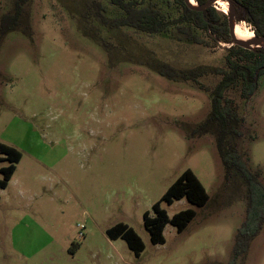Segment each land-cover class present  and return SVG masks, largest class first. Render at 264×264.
<instances>
[{"label":"rangeland","instance_id":"374dc122","mask_svg":"<svg viewBox=\"0 0 264 264\" xmlns=\"http://www.w3.org/2000/svg\"><path fill=\"white\" fill-rule=\"evenodd\" d=\"M17 1L0 0V22ZM96 2L116 16L108 0H30L17 30L0 36V143L22 154L0 193V264H264V226L236 256L248 197L236 173L226 176L209 120L220 79L206 75L200 88L154 70L222 68L225 51L107 30L85 18ZM216 7L229 13L225 1ZM239 93H226L243 119L231 141L264 183V77L250 101ZM187 170L209 202L164 206L171 218L189 208L196 216L182 233L168 225L165 243L153 245L144 214ZM118 223L141 237L139 257L107 235Z\"/></svg>","mask_w":264,"mask_h":264},{"label":"trees","instance_id":"16d2710c","mask_svg":"<svg viewBox=\"0 0 264 264\" xmlns=\"http://www.w3.org/2000/svg\"><path fill=\"white\" fill-rule=\"evenodd\" d=\"M29 1L18 0L15 3V12L2 18L0 36L17 30L22 6ZM208 1L210 0H194L200 7ZM231 1L237 10L236 22H246L253 28L255 36L263 37L264 0ZM108 2L117 11L116 16L108 17L104 13V7L96 2L89 6L90 13L85 17L88 22L93 20L107 30L131 29L149 36L168 35L210 52L225 51L222 68L199 67L183 71L167 64L153 68L160 76L170 81L192 82L200 88L202 86L199 79L206 75L214 74L220 79L210 92L212 102L209 120L217 128L216 147L225 166L226 176L236 173L247 189L246 220L237 235L236 256L241 252H247L251 241L259 235L264 226V183L260 173L251 170L248 155L240 152L231 141L242 136L240 126L243 119L236 101L226 96V93L238 89L242 100L248 102L252 99L258 89L260 78L264 77V48L244 49L234 45L229 18L217 9L216 4L204 11H196L190 9L185 0H108ZM164 7L168 8L167 12ZM203 127L205 130L208 128L207 125ZM21 159L20 151L0 143V163L9 162L7 167L0 169L2 175L0 193L9 186L17 170L16 165ZM181 200H187L196 207H203L209 202L205 187L191 170L185 171L154 204L152 211L144 214V227L150 234L153 245L165 243L164 232L168 225L174 226L182 233L194 220L196 212L190 208L179 211L172 218L169 216L164 206L170 207ZM107 235L112 240L126 241L138 257L145 250L141 237L127 224L118 223L107 230Z\"/></svg>","mask_w":264,"mask_h":264},{"label":"water","instance_id":"95a60500","mask_svg":"<svg viewBox=\"0 0 264 264\" xmlns=\"http://www.w3.org/2000/svg\"><path fill=\"white\" fill-rule=\"evenodd\" d=\"M219 1H225L229 5V13H225L229 18V25H230V34L232 37V43L236 46H239L244 49H256V48H264V36L263 37H257L254 35V38L249 41L241 40L236 33V14L237 10L235 6L233 5L231 0H210L203 6H198L194 0H185L186 5L196 11H204L206 8L210 7L211 5L217 4Z\"/></svg>","mask_w":264,"mask_h":264},{"label":"bare ground","instance_id":"6f19581e","mask_svg":"<svg viewBox=\"0 0 264 264\" xmlns=\"http://www.w3.org/2000/svg\"><path fill=\"white\" fill-rule=\"evenodd\" d=\"M228 9V8H227ZM225 12H227V10H224ZM242 24H236L235 27H236V33H237V36L241 39V40H244V41H249V40H252L254 38V34L253 33H247V32H244L242 30V27H241Z\"/></svg>","mask_w":264,"mask_h":264},{"label":"built area","instance_id":"2783aa9c","mask_svg":"<svg viewBox=\"0 0 264 264\" xmlns=\"http://www.w3.org/2000/svg\"><path fill=\"white\" fill-rule=\"evenodd\" d=\"M82 229H85L84 226L81 227Z\"/></svg>","mask_w":264,"mask_h":264}]
</instances>
